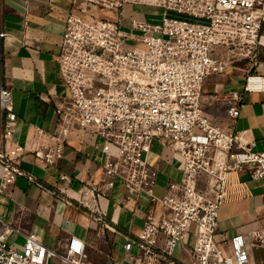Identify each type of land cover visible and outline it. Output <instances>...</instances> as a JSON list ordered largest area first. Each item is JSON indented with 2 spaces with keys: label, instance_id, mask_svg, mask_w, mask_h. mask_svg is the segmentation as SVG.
Masks as SVG:
<instances>
[{
  "label": "built area",
  "instance_id": "built-area-1",
  "mask_svg": "<svg viewBox=\"0 0 264 264\" xmlns=\"http://www.w3.org/2000/svg\"><path fill=\"white\" fill-rule=\"evenodd\" d=\"M146 1L144 6L160 10L158 19L141 20L133 6L127 9L141 8V0H74L57 57L69 95L56 104L55 134L38 130L39 139L49 142L36 159L60 167L75 139H100L105 190L93 182L81 204L100 214L89 196L106 194L116 180L128 200L149 197L141 233L124 245L125 261L116 264H251L249 238L220 231L219 213L231 175L264 180V152L235 131L242 93L228 96L233 123L227 128L205 113L202 99L207 81L227 73L237 51L264 47V0ZM244 92H264V75H247ZM0 109V193L11 197L19 178L36 179L20 166L26 148L11 143L18 115L9 85L0 86ZM156 143L183 159L181 180L170 182L163 197L155 195L158 171L149 165ZM0 230V264H90L85 243L76 237L51 250L30 233L17 250L8 243L14 229L1 217Z\"/></svg>",
  "mask_w": 264,
  "mask_h": 264
},
{
  "label": "crops",
  "instance_id": "crops-1",
  "mask_svg": "<svg viewBox=\"0 0 264 264\" xmlns=\"http://www.w3.org/2000/svg\"><path fill=\"white\" fill-rule=\"evenodd\" d=\"M74 0H0V86L13 91V107L18 115L12 145L26 148L20 159L23 171L35 177L36 183L19 178L11 197L0 193V217L14 231L8 237L10 246L23 250L26 236L39 234L44 245L56 250L61 241L72 237L82 240L90 264H116L125 261L124 245L138 239L144 217L150 209L148 196L128 200L121 180L103 194L89 196L100 214L81 204L84 191L93 182L105 190L102 140L87 138L82 144L75 139L67 145L60 167H44L36 152L48 138L39 139L41 129L53 135L58 126L56 104L69 95L61 78L57 57L63 45L66 22ZM148 9V8H145ZM160 10L138 11L136 17L152 21ZM264 48V47H263ZM252 73L264 75V61L253 64ZM245 77L215 76L204 86L202 105L205 113L223 127L232 125L227 114L231 92L243 94L241 115L234 122L235 131L243 135L253 150L264 152V92L245 93ZM214 96H206L207 94ZM220 114V115H218ZM218 116V118H216ZM3 113L0 109V148H4ZM149 165L158 171L155 195L163 197L170 182L182 178L183 159L170 147L156 143ZM3 168L0 165V185ZM68 177L62 181L61 177ZM264 212V180L252 181L242 174L230 176L228 197L219 213L220 231L234 236L250 234L244 225ZM101 218V221L97 219ZM1 231V230H0ZM250 244L251 264H264Z\"/></svg>",
  "mask_w": 264,
  "mask_h": 264
},
{
  "label": "rangeland",
  "instance_id": "rangeland-1",
  "mask_svg": "<svg viewBox=\"0 0 264 264\" xmlns=\"http://www.w3.org/2000/svg\"><path fill=\"white\" fill-rule=\"evenodd\" d=\"M141 1L143 3L142 6H140L141 8H137V6L131 4L129 7H127V9H131V7L133 6L134 9H132V11H134V15H136L138 11L145 12V10L148 9H150V11L152 9L155 10L152 7L144 6L146 5V0ZM157 16H160V14H158ZM237 52L238 55L235 58H231L229 60V63L232 67L229 68V71L227 73L221 75L220 77L226 75H228L229 77H237L242 75L246 78L247 75L253 74V71H251V67L253 64H256L258 62L261 63L264 61V48L261 46H258L256 51L254 52H250L248 49H241V51L239 50ZM206 96H214V94L209 93ZM216 118H218V116ZM240 224L244 225V227L247 228L248 233L250 234L249 243L254 245L253 249L256 250L257 258L259 259L260 257L264 256V212L256 214L253 221Z\"/></svg>",
  "mask_w": 264,
  "mask_h": 264
}]
</instances>
